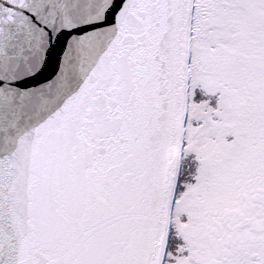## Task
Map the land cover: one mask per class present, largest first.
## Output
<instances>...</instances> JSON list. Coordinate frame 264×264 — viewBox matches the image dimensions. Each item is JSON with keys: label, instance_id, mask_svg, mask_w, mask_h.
<instances>
[{"label": "snow or ice", "instance_id": "snow-or-ice-1", "mask_svg": "<svg viewBox=\"0 0 264 264\" xmlns=\"http://www.w3.org/2000/svg\"><path fill=\"white\" fill-rule=\"evenodd\" d=\"M0 264H264V0H0Z\"/></svg>", "mask_w": 264, "mask_h": 264}]
</instances>
